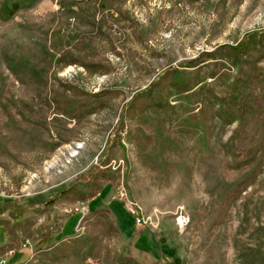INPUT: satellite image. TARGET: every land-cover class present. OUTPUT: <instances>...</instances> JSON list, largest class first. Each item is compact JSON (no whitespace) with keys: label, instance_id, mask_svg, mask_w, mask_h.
Returning <instances> with one entry per match:
<instances>
[{"label":"rangeland","instance_id":"rangeland-1","mask_svg":"<svg viewBox=\"0 0 264 264\" xmlns=\"http://www.w3.org/2000/svg\"><path fill=\"white\" fill-rule=\"evenodd\" d=\"M59 1L0 20V257L264 264V0Z\"/></svg>","mask_w":264,"mask_h":264},{"label":"trees","instance_id":"trees-1","mask_svg":"<svg viewBox=\"0 0 264 264\" xmlns=\"http://www.w3.org/2000/svg\"><path fill=\"white\" fill-rule=\"evenodd\" d=\"M41 0H0V20L3 22H10L12 21L19 12L24 11V10H29L33 7H35ZM61 6L64 7L66 6V2L64 0H60L59 1ZM75 1H67L68 6H71ZM10 69L12 70V72L17 76V72L15 69V66L13 63H10L9 65ZM84 186H86L89 190H93L91 188V184L89 183H83ZM73 189L72 187H66L64 189H62L60 191V195H56L54 198L47 200L46 202H42V203H36L33 206H25V207H17L14 212L12 213L11 217L14 220L19 219L20 217H22L25 212L29 211V210H34L37 213H45L48 209L51 203L55 202L56 199H63L64 198V193H68L70 190ZM103 189V187L99 190H97L96 192L93 193V195H91V193L86 192L84 190L79 189L83 196H90V197H95L98 193H100V191ZM86 190V189H85ZM7 201L1 202L0 201V213H3L6 209H7ZM3 223L5 225H8L7 221H3Z\"/></svg>","mask_w":264,"mask_h":264},{"label":"built area","instance_id":"built-area-1","mask_svg":"<svg viewBox=\"0 0 264 264\" xmlns=\"http://www.w3.org/2000/svg\"><path fill=\"white\" fill-rule=\"evenodd\" d=\"M122 195L124 196L125 193L122 192ZM73 212H78V213L81 214V218H80V220L78 222L77 229H76L77 231H79L80 228H81V223H82L84 217L89 212V206L86 205V204H82V205L76 206L75 208H71V213H73ZM136 221H137L138 224H142V223L146 222V220L143 217H140V216L138 218H136ZM23 244H24V246L31 245V241L27 238L24 241ZM14 252H15V250L11 249V250L8 251L6 256L0 257V264H7L8 263V256L13 254Z\"/></svg>","mask_w":264,"mask_h":264},{"label":"crops","instance_id":"crops-1","mask_svg":"<svg viewBox=\"0 0 264 264\" xmlns=\"http://www.w3.org/2000/svg\"><path fill=\"white\" fill-rule=\"evenodd\" d=\"M9 209L7 208L3 213H0V218H1V216L2 215H4L7 211H8ZM30 211H34V210H29V211H27V212H25V214L23 215V217L28 213V212H30ZM35 212V211H34ZM13 219V218H12ZM17 220H19V219H17ZM0 222L5 226V224L3 223V220H0ZM7 233V232H6ZM7 236V235H6ZM24 243V242H23ZM23 247H26V248H29L28 246H24V244H23ZM13 249V248H12ZM11 250V249H10ZM15 250V252L13 253V254H11V255H9L8 256V259L11 257V256H14L15 254H16V249H14ZM19 253H23V251H19ZM2 257V256H1ZM25 258V256H21L20 258H18V259H16L14 262H12V263H7V264H18L19 262H21L23 259Z\"/></svg>","mask_w":264,"mask_h":264},{"label":"bare ground","instance_id":"bare-ground-1","mask_svg":"<svg viewBox=\"0 0 264 264\" xmlns=\"http://www.w3.org/2000/svg\"><path fill=\"white\" fill-rule=\"evenodd\" d=\"M71 212V209L69 210V213Z\"/></svg>","mask_w":264,"mask_h":264}]
</instances>
